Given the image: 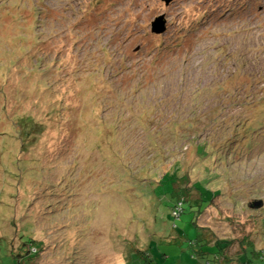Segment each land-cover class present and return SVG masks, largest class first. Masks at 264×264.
<instances>
[{"label":"rangeland","instance_id":"374dc122","mask_svg":"<svg viewBox=\"0 0 264 264\" xmlns=\"http://www.w3.org/2000/svg\"><path fill=\"white\" fill-rule=\"evenodd\" d=\"M157 18L164 31L153 34ZM232 73L259 100L228 144L233 155L202 160L185 144L169 159L176 132L190 128L174 124L191 117L177 100L207 105ZM18 116L38 126L23 151L11 129ZM139 116L147 134L123 141L122 130L143 132ZM3 121L0 264L21 259L8 247L24 254L14 235L20 225L43 245L27 264H213L209 254L193 256L198 223L208 240L230 242L229 254L247 241L264 245V0H0V131ZM144 146L165 157L133 181L123 165L135 170ZM13 161L26 171L17 176ZM172 168L177 179L160 182ZM182 179L188 198L175 188ZM211 189L219 192L213 200ZM180 196L183 214L174 218ZM130 245L134 254L148 247L152 262L132 258Z\"/></svg>","mask_w":264,"mask_h":264},{"label":"trees","instance_id":"16d2710c","mask_svg":"<svg viewBox=\"0 0 264 264\" xmlns=\"http://www.w3.org/2000/svg\"><path fill=\"white\" fill-rule=\"evenodd\" d=\"M131 73H132L131 74V78H132L133 73H134L133 70H131ZM210 74H211V69H209L206 76H210ZM206 76L204 78H206ZM234 76L235 74L232 73L227 78V80H229L228 83L230 84V87L225 85V88L222 89L224 91V95H222L221 97H215L212 100V102H210L207 105H202L200 103H197L196 101H193V103L190 104L189 106V105H184L182 101L177 100V106L181 107V109L182 108L187 109V115H191V117L187 118L188 120L183 119V121H180V120L174 121V124L181 131L184 130L182 126L184 122L190 128L189 130L184 131L183 133L179 131L176 132L174 137L178 145L173 147V150H172L171 155L169 156V159L173 157L174 155H177L178 152L181 153V151L184 149L185 144L193 146L195 148L196 154L198 156H201L200 159L202 160H204L205 157L209 155L208 154L209 152L216 153L218 160H220V158H222L223 160H226L228 156L233 155L234 150L231 151L230 150L231 148L228 146V144L231 140L232 141L236 140L238 130L240 129L244 130V127L247 124L249 125L251 123L249 122V119L245 117V114L247 111H249L248 109H251L253 105L259 102V100L257 101L255 98L249 96L250 83H248L246 79L238 81L239 84H237L238 82L233 83L232 78ZM201 80L203 81V79ZM175 96H176L175 99L180 98L179 91ZM175 99L173 101L174 105H175ZM154 106L156 105L154 104L153 107ZM2 108L4 109V107ZM233 112H236V113L230 114ZM120 118L121 117L119 116L118 119ZM139 120L140 122H138L137 125L140 126L143 132L139 134L131 130L130 131L122 130L123 141L127 140L128 138H130V136L134 134L140 137L143 136V134L144 136L147 134V131H145V128L141 126V125H144L143 122L145 121V117L139 116ZM2 124H3L2 130L0 131V144L5 142V138L8 135L7 131H3L4 121L2 122ZM14 125L18 126V127L11 128L12 130H16V128H18V135L15 138L16 142L19 144L17 149H19L20 151H23L24 148L26 147V143H25L26 140L30 136L35 135L36 129L38 126L30 117H21V116H18L17 120L14 122ZM259 125H262V124H259ZM127 126L129 128V125ZM256 127L251 128V131H247L241 138H246L247 133L255 132ZM115 128H118V126L115 125ZM159 135L162 136L161 139L163 138L170 139V140L172 139V141L174 142L172 135H164L160 131H159ZM160 143H163V142H160ZM148 148L150 147L144 146L140 152H138L136 155L133 156V161H134L133 166H135V170L133 168H128L126 164L123 165V167L126 168V170L123 171L124 175L130 176L133 181L140 182L137 178L141 174L142 175L152 174L153 171H155L157 168L153 166L151 162L155 163L159 155L162 156L160 159H163L165 157V155L161 153V150L159 152L158 149L154 151L153 149H148ZM13 167L15 168V171L17 172V176L19 173H23L24 171H26L19 164L17 163L15 164L14 161H13ZM171 167L172 165L170 166V168ZM161 175H160L161 176L160 182L162 181V179H164L167 176H170L173 179H177L179 175V169L172 168L171 170L163 172V174ZM148 177L149 178L147 179L149 180L159 179V177H153V178H150L152 176H148ZM196 182L203 183L201 181H196ZM194 185L195 184L193 183L192 184L193 189H194ZM204 186L207 187L206 184H204ZM175 188H177L178 190L186 191L187 198L189 196V192H191L190 187L189 188L186 187L185 182H183V179L180 181V184L177 183L175 185ZM212 191H215L213 198H212L213 200L215 196L219 194V192H217V190H212ZM197 193L199 197L198 200L201 202L202 199L200 200L201 196L199 195L201 193L199 192ZM258 200L263 201L262 199H258ZM185 201H186L185 197L180 196L174 202L171 210L174 211L176 208H180L181 209L180 215L183 214V210H184L183 204ZM200 202L197 204H200ZM211 202H209V204L206 205L203 208V210L199 211L197 218H199L200 213H202L209 205H211ZM172 211H171L172 217L174 218L180 217V215L179 217H175L172 214ZM261 221H262L261 223H262V227L264 231V218L263 219L261 218ZM196 226L200 227L203 230V234L201 238L198 240V242L195 241L196 244L201 243V245L199 246L201 248L199 252H197L195 255L193 254L195 258L205 257L207 254H209L212 257L211 260L213 264H216V262L217 264H222V263L230 264L231 260L234 259L235 257L237 261L235 264H250L251 259H259L264 262V245H260L259 247H257V243L254 244L252 241H247V244H243L245 246H240L241 248L240 252L237 253V256H235L233 254L228 253L227 247L229 246L230 242L225 241V240H217V239L210 241L207 239V236H206L207 234L204 228L200 226L199 223ZM24 229L25 227H22L20 225L18 230L14 233V235L17 237V240H18L17 242L19 245L18 247H21L23 244H24L23 246H26L24 247V249L26 250L24 251L23 249L24 254H18V253L14 254L11 250L12 248L9 249L7 242H5L8 247L5 251L6 254L10 253L9 256H11L12 258L16 256L21 258L20 260L14 261L15 263H12V264H27L28 261L32 259V257L33 258L35 257V254L38 252V250H40L43 247L42 244L40 243L37 244L35 242V239L33 237V232H31L28 228H27L28 231ZM21 236L28 237L29 238L28 241L24 243L20 242ZM126 247L128 248L127 252L132 258L136 257V255L138 254L140 257L144 258L148 263L152 262L153 259L150 257V253L148 252V247L144 248L145 251H141L138 248L135 249V253L137 254L132 253L134 248L131 245L130 247L128 246ZM205 248H208L209 251H206ZM212 248L214 249L218 248L219 252L218 253L214 252V249L212 250ZM248 251L250 252V255H251L250 257L246 255V252ZM218 255L222 256L223 258L222 261ZM209 263H211V261L207 260L206 264H209Z\"/></svg>","mask_w":264,"mask_h":264},{"label":"water","instance_id":"95a60500","mask_svg":"<svg viewBox=\"0 0 264 264\" xmlns=\"http://www.w3.org/2000/svg\"><path fill=\"white\" fill-rule=\"evenodd\" d=\"M160 18H157L156 19V23L155 22H153L152 24H151V32L153 33V34H160V33H162L163 31H164V27H163V22L162 23H160ZM261 204H262V201L261 200H257V202H255V203H253V204H251L253 207H259V206H261ZM250 205V206H251Z\"/></svg>","mask_w":264,"mask_h":264},{"label":"built area","instance_id":"2783aa9c","mask_svg":"<svg viewBox=\"0 0 264 264\" xmlns=\"http://www.w3.org/2000/svg\"><path fill=\"white\" fill-rule=\"evenodd\" d=\"M180 211H181L180 208H176L174 211H172V214H173L175 217H179V215H180Z\"/></svg>","mask_w":264,"mask_h":264},{"label":"crops","instance_id":"0c3cea01","mask_svg":"<svg viewBox=\"0 0 264 264\" xmlns=\"http://www.w3.org/2000/svg\"><path fill=\"white\" fill-rule=\"evenodd\" d=\"M218 256H219V255H218ZM219 258L221 259V261L223 260L222 256H219ZM219 258H218V259H219ZM221 261H220V262H221ZM236 262H237V261H236V257H235L234 259L231 260V263H230V264H235ZM216 264H217V262H216ZM222 264H223V263H222Z\"/></svg>","mask_w":264,"mask_h":264},{"label":"bare ground","instance_id":"6f19581e","mask_svg":"<svg viewBox=\"0 0 264 264\" xmlns=\"http://www.w3.org/2000/svg\"><path fill=\"white\" fill-rule=\"evenodd\" d=\"M180 213H181V211H180Z\"/></svg>","mask_w":264,"mask_h":264}]
</instances>
